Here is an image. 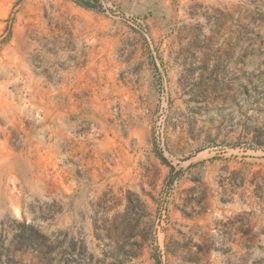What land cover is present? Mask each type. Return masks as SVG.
Wrapping results in <instances>:
<instances>
[{
  "label": "rangeland",
  "instance_id": "obj_1",
  "mask_svg": "<svg viewBox=\"0 0 264 264\" xmlns=\"http://www.w3.org/2000/svg\"><path fill=\"white\" fill-rule=\"evenodd\" d=\"M0 264H264V0H0Z\"/></svg>",
  "mask_w": 264,
  "mask_h": 264
}]
</instances>
